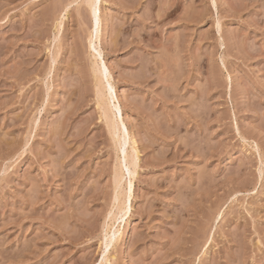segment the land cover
<instances>
[{
  "label": "rangeland",
  "instance_id": "obj_1",
  "mask_svg": "<svg viewBox=\"0 0 264 264\" xmlns=\"http://www.w3.org/2000/svg\"><path fill=\"white\" fill-rule=\"evenodd\" d=\"M85 1L0 0V264H264V0H101L138 162L106 250L119 160Z\"/></svg>",
  "mask_w": 264,
  "mask_h": 264
},
{
  "label": "bare ground",
  "instance_id": "obj_2",
  "mask_svg": "<svg viewBox=\"0 0 264 264\" xmlns=\"http://www.w3.org/2000/svg\"><path fill=\"white\" fill-rule=\"evenodd\" d=\"M100 2L101 0H87V4H88L87 6H89L90 12L94 17L93 29L90 35V49H91V59H92L91 62L93 63V67L91 68L92 69L94 68L93 70H94L95 83L97 85L95 86L97 88L96 95H98V97L96 96L97 102L103 112L102 115L107 123L106 125H108L107 127L109 128V134L112 135L113 138L112 137L111 138L114 139L113 143H115L114 145L118 150V153L117 152L116 153L118 154L117 159L119 160V165L116 164L118 165L117 167L115 165L116 169L114 172V174H116V178L114 182L115 183L114 185L115 186L114 187L115 196L113 200H114L115 208H117L116 209L117 212L114 213L112 216H109L110 222H108L106 225V229L104 232L105 236L103 239L104 244H105L104 245L105 250H106V247L111 246L113 242L115 241L117 237L116 235H118L117 233L122 231L120 230V227H116V222L118 220V217L123 216L122 217L123 219L125 217L124 215L128 214L130 210V200L133 194L134 174H136V172L133 171L131 173V171L127 169L131 175H130V178H128V180H125L124 179L125 175L128 174L127 172H126L127 174L125 173V169L129 168V166L124 165V162H128L129 165L136 166L137 161H135V158H134L135 156L133 152L125 153V151L123 150L124 148H126L125 145L128 143L127 142L128 128L121 115L119 105L115 101H113L115 99V97L113 96L114 95V87H113L114 82L111 81V77L107 74L108 72L107 63L105 59L102 57L103 55L102 51L98 49L99 40H100V12H99ZM120 150H123V151L120 152ZM121 153H124V154L122 155ZM110 213L112 214V212ZM117 225L119 224L117 223ZM104 252L106 253V251ZM104 252L103 254H105ZM109 257L110 256L107 257L104 255L103 260H101L100 263L102 262L101 264H105L103 262L105 261L109 264L110 263L108 262L110 261Z\"/></svg>",
  "mask_w": 264,
  "mask_h": 264
}]
</instances>
